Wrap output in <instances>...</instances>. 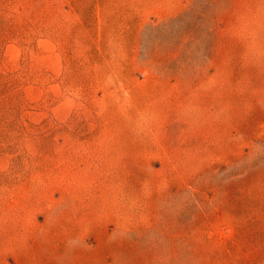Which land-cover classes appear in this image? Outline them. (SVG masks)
<instances>
[{
  "label": "rangeland",
  "instance_id": "1",
  "mask_svg": "<svg viewBox=\"0 0 264 264\" xmlns=\"http://www.w3.org/2000/svg\"><path fill=\"white\" fill-rule=\"evenodd\" d=\"M0 264H264V0H0Z\"/></svg>",
  "mask_w": 264,
  "mask_h": 264
}]
</instances>
